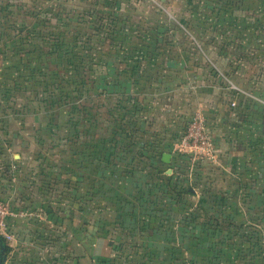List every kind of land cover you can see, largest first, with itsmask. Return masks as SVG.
<instances>
[{
  "label": "crops",
  "instance_id": "obj_1",
  "mask_svg": "<svg viewBox=\"0 0 264 264\" xmlns=\"http://www.w3.org/2000/svg\"><path fill=\"white\" fill-rule=\"evenodd\" d=\"M68 2L75 26L100 24L102 40L138 42L126 52L134 63L111 70L129 76L109 85L132 94L137 130L126 146L121 128L107 129L111 118L100 117L95 137L88 124L73 125L61 160L38 135L51 114L0 110V199L14 213L2 264H125L142 245L157 251L181 239L204 249L210 228L188 224L194 207L202 220L227 217L264 233V0H0V42H27L42 12L61 16ZM177 6L179 19L167 12ZM196 111L213 136L209 156L177 151ZM168 186L190 191L174 199ZM191 232L202 233L198 243L181 235Z\"/></svg>",
  "mask_w": 264,
  "mask_h": 264
},
{
  "label": "rangeland",
  "instance_id": "obj_2",
  "mask_svg": "<svg viewBox=\"0 0 264 264\" xmlns=\"http://www.w3.org/2000/svg\"><path fill=\"white\" fill-rule=\"evenodd\" d=\"M65 4L62 3V6ZM67 5L66 7H62L61 16H55L60 8H57V10L48 8V10L46 9L45 12H42L40 15L42 24L38 27L39 31H35V34L34 31L29 33L27 41L29 46L25 45L24 50L39 51L41 47L48 49L56 36L59 44L64 42L56 48V53H58L59 56L66 55L65 52L63 53L64 50H70L71 52L82 55L80 58L82 61H80V63L69 65V70L74 73L73 78L76 80L86 78L91 70L94 72V75H98L100 85L104 84L105 81H110V83H112L114 80L122 78L123 76H129V73L117 74L111 70H114L113 67H117L118 63H134V58L128 56L126 52H129L127 48H135L138 42L133 40L126 41L124 39H122L124 42L113 39L102 40L100 32L102 29L100 28V24H96L94 26L95 28L92 29L89 25L84 24L75 26V23L71 19L72 17H70L71 10H68L70 3L68 2ZM46 6L47 5H45V8H47ZM167 12L175 19H179L181 15L186 14L182 12L178 6L167 10ZM163 14L164 13L161 12L158 16L162 18V16H164ZM44 21H46V23H44ZM189 31L192 32L190 28ZM34 43L37 45H34ZM165 45L170 46V48L177 47L175 42ZM31 55L26 53L21 54L18 52L15 45L12 46L10 42H5V40L0 42V110L2 112L6 110L12 113L20 110V108H22L24 112L26 110L31 112L34 109L40 108L47 112V107H49L50 104L49 99L55 101L57 97L55 93L61 88L56 87V89H54L53 87H49L47 90L43 89L44 76H39L37 80L38 76L36 77L35 74L30 73L31 70L36 69L35 66L37 65V61L34 60ZM75 59L77 58H72V60ZM51 68L52 67L49 69L51 70ZM95 93H97V89L93 88V91L87 93V97L84 96L86 98L85 101L87 103H90V101L98 103L99 98L96 97ZM2 99H5L7 105L3 103ZM21 103L23 104L22 106ZM69 107L70 106H65L61 109L56 108L52 110V116L45 121L46 124H44V126L38 129L39 138L45 140L43 146L44 150L47 152L51 150L55 158L61 157V160H68L70 128L76 125L75 121L84 114L77 110L72 114L70 113L72 111ZM94 110L95 108L92 109V112H94ZM48 116L49 115H47V118ZM89 125L88 123V126ZM77 127L78 132L82 130L80 124L77 125ZM71 129H73L72 131L75 130L73 127ZM99 129L100 128H97L95 130L99 131ZM32 139V137L29 138V143L33 144L30 148L34 147V143L31 142ZM94 143L98 144V141ZM218 217H205V219H210L208 222L209 225L215 226L214 218ZM219 218L220 219L217 221V223L219 222L218 228L212 231L214 235L212 236L209 232L204 234V240L206 242V246L203 247L204 249H198L197 246L190 249L182 248L181 244L184 243L185 239H181L179 243L176 242L174 244V247L169 249L168 247L160 248L157 250L158 252L154 250L153 247L147 248L146 245H142L144 247L141 248L139 246L140 248L136 253L133 250L136 254L134 258L138 260V263L149 262V264H264V245H262L263 250L258 246L254 247V249L249 248V245L244 242L243 235L238 231L236 234L231 232V238L226 241L225 245H222L224 247H219V240L226 236V230L223 232L219 230L221 228H230L227 225H223L229 221V218L222 216ZM197 221V219L189 220L188 224L196 226ZM234 229L235 227L232 228V230ZM123 235L124 234H122V236ZM179 235L180 234H176V237L178 238ZM181 235L191 242L198 243L197 239H199L202 233L191 232L189 235L186 233ZM211 244H213L214 247H210ZM210 256H212V258L208 259Z\"/></svg>",
  "mask_w": 264,
  "mask_h": 264
},
{
  "label": "trees",
  "instance_id": "obj_3",
  "mask_svg": "<svg viewBox=\"0 0 264 264\" xmlns=\"http://www.w3.org/2000/svg\"><path fill=\"white\" fill-rule=\"evenodd\" d=\"M35 27V25L33 26ZM34 30L35 34V28L32 30L30 29V32ZM57 37L55 36L54 39L52 40V45L48 47V49L40 48L38 50H24V46L29 44L24 41V40H15L13 39L11 45H15L17 48L18 52L21 54L26 53L31 55V57L36 60V69L31 70V74H35L37 77V80L39 79V76H44V85L43 89L47 90L49 87H53L56 89V87H60L61 89L58 90L57 97L55 98V101L53 99H49L50 104L49 107H47V112L48 114H52V110H55L56 108H64L65 106H70L69 108L71 109L72 112L74 113L76 110L81 112L83 115L77 119L76 125H79L82 127V129L86 128V124H90L87 128L90 129L91 131H94V137L95 134L98 132L97 128H100V124L102 121L100 120L101 116L108 117V119L111 118L110 123L107 126V129H113V132L117 131V128H121L122 131L125 133V139L128 141L126 142V146L129 144H132V134L130 131L133 130L136 131L137 129L135 128L139 120L134 121V115L138 111L136 104L133 103L131 100H133V96L131 93H127V90H120L117 91L116 88L114 90H110L109 85L112 87H116L117 83L115 80L110 83L108 81L106 84L101 87L99 84V77L98 75H94L93 71L91 70L89 72V75L86 78H81L80 80H76L73 78L74 73L69 70V65L70 64H76L80 63L82 59L81 54H77L74 52H71L70 50H64L63 53L65 52L66 55L59 56L58 53H56V48L59 45H62L63 43H58L57 42ZM56 39V40H55ZM34 45H37L34 43ZM72 58H77L75 60H72ZM80 59V60H79ZM44 63V64H43ZM50 67L51 70L49 69ZM37 74V75H36ZM133 76V74H130ZM101 80V79H100ZM94 89H97V93H95L96 97L99 98L98 103H93L90 101V103H87L85 101V97H87V93L93 91ZM92 89V90H91ZM105 94L109 95L108 98L112 97V94H114V100H110V102L107 104L101 103L100 99L101 96H104ZM89 95V94H88ZM85 96V97H84ZM126 97V99H124ZM124 102H127L125 105L123 104ZM83 101V102H82ZM77 102V103H76ZM105 107V108H103ZM68 108V109H69ZM95 108L94 112H92V109ZM103 108V109H102ZM87 113V114H86ZM125 119V121H124ZM121 123L122 125L119 127L118 124ZM130 126V129L127 130ZM99 139V138H97ZM99 144V142H98ZM93 145H97L93 143ZM143 155V154H142ZM168 189L170 193L173 196L174 199L177 198L175 194L177 193H182V192H189L190 190L187 187H183L181 190L176 189V186H168ZM176 203H179L176 201ZM198 208L194 207L193 210L191 211V214L189 215L187 221L189 220H194L197 219V224H201L202 222H205L208 224V227L210 228L209 230L211 231V235H214L215 228L217 229L219 226V222L217 221L220 218H214V225H209V220H202V217H199L198 214ZM198 217V218H197ZM207 218V217H206ZM194 223V222H192ZM217 224V225H216ZM229 229H224L221 228L219 231L223 232L226 230V236L223 239H220L218 244H220L219 247H224L222 245H225L226 241L231 238L232 233L236 234L237 231L240 232L243 237H244V242H246L249 245V248H253L258 246L262 250V245H264V233H251L249 229V224L248 222H241L239 224H236L232 222V220L229 219L225 224ZM235 227L234 230L232 228ZM232 232V233H231ZM0 247L3 249L4 253H7L9 251V246L5 243V240L2 238V244ZM122 247V244L118 245V250H120ZM210 247H214L213 244H211ZM257 247V248H258ZM123 248V247H122ZM199 249L200 247L197 246ZM173 250V249H172ZM212 256H210L211 259ZM125 264H149V262H139L138 260L134 259H124Z\"/></svg>",
  "mask_w": 264,
  "mask_h": 264
},
{
  "label": "built area",
  "instance_id": "obj_4",
  "mask_svg": "<svg viewBox=\"0 0 264 264\" xmlns=\"http://www.w3.org/2000/svg\"><path fill=\"white\" fill-rule=\"evenodd\" d=\"M256 99L263 101L259 97ZM231 105H235V102H231ZM213 148V136L207 127L206 118L202 112L196 111L187 121L179 137L177 151L195 156H209ZM13 214L9 203L0 199V236L5 240L12 237L8 232V217Z\"/></svg>",
  "mask_w": 264,
  "mask_h": 264
},
{
  "label": "water",
  "instance_id": "obj_5",
  "mask_svg": "<svg viewBox=\"0 0 264 264\" xmlns=\"http://www.w3.org/2000/svg\"><path fill=\"white\" fill-rule=\"evenodd\" d=\"M162 159L165 161V162H169L170 161V154L169 153H164L163 156H162ZM0 242L2 243V238L0 236ZM6 257L5 254L2 253V256L0 258V264H2V260Z\"/></svg>",
  "mask_w": 264,
  "mask_h": 264
}]
</instances>
